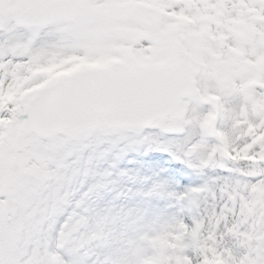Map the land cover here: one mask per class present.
Instances as JSON below:
<instances>
[{
    "label": "snow or ice",
    "instance_id": "snow-or-ice-1",
    "mask_svg": "<svg viewBox=\"0 0 264 264\" xmlns=\"http://www.w3.org/2000/svg\"><path fill=\"white\" fill-rule=\"evenodd\" d=\"M0 264H264V0H0Z\"/></svg>",
    "mask_w": 264,
    "mask_h": 264
}]
</instances>
